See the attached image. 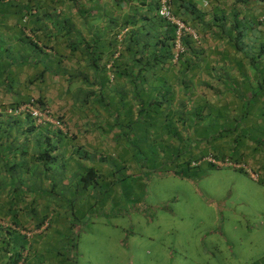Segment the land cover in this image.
Instances as JSON below:
<instances>
[{
  "label": "crops",
  "instance_id": "obj_1",
  "mask_svg": "<svg viewBox=\"0 0 264 264\" xmlns=\"http://www.w3.org/2000/svg\"><path fill=\"white\" fill-rule=\"evenodd\" d=\"M45 1L21 10L0 6V206L15 201L17 212L26 208L19 214L20 225H11L24 238L52 225L46 207L60 208L59 200L73 216L75 202L85 198L60 191L66 190L63 185L71 190L76 177L93 168L85 149L93 135L101 136L96 144L109 146L98 130L106 118L101 104L117 103L112 106L135 113L177 112V126L198 132L218 126L221 112L233 118L248 110L252 98L262 99L264 0H171V11L190 29L176 60L157 40L167 31L166 22L155 16L157 0ZM110 95L117 99L107 101ZM26 102L47 109L52 119L60 116L61 127L11 111ZM196 108L200 122L187 114ZM215 110L218 115H211ZM239 116L237 122L246 126V117ZM163 120L164 126L172 123ZM48 143L54 147L46 154ZM56 184H63L60 191ZM47 191L57 193L53 200ZM43 215L40 231L33 218ZM24 246L26 254L33 251L32 258L43 250L39 243Z\"/></svg>",
  "mask_w": 264,
  "mask_h": 264
},
{
  "label": "rangeland",
  "instance_id": "obj_2",
  "mask_svg": "<svg viewBox=\"0 0 264 264\" xmlns=\"http://www.w3.org/2000/svg\"><path fill=\"white\" fill-rule=\"evenodd\" d=\"M44 94L52 101L49 92ZM261 98L260 103L252 98L248 112L237 111L233 118L221 112L218 126L198 132L177 126V112L115 107L112 115L118 104H101L106 118L98 130L109 146L96 144L99 133L85 146L95 178L86 193L78 175L71 190L55 185L69 197L82 193L85 198L75 202L73 216L57 200L60 208L44 209L52 225L30 238L14 232L13 240L39 243L43 250L35 258L29 253L38 264H264ZM113 99L117 96L106 98ZM192 110L187 114L198 121L197 108ZM239 115L246 117V126L237 122ZM164 117L172 122L166 127ZM46 193L51 200L57 194ZM25 210L14 209L5 218L17 222Z\"/></svg>",
  "mask_w": 264,
  "mask_h": 264
},
{
  "label": "trees",
  "instance_id": "obj_3",
  "mask_svg": "<svg viewBox=\"0 0 264 264\" xmlns=\"http://www.w3.org/2000/svg\"><path fill=\"white\" fill-rule=\"evenodd\" d=\"M5 2H6V0H0V4H2V6H4V7H7V8L18 7L21 10L23 8L29 9V8H33V7H38L40 2L45 3L46 1L45 0H8V2H7L8 4H6ZM52 2H56V1L51 0V3ZM10 3L12 4L11 6H10ZM47 4H46V6H47ZM158 4H159V0H157L155 8H154L155 16L160 19V22H164V21L166 22L165 24L167 25V31H166V35L163 36V38L159 37V38H157V40L161 43H163V42L166 43L165 48H166V50L169 49V52L166 53L167 57L172 58L173 60L179 59L180 56L182 55V49H181V52L177 53V55L174 59V54H175V51L173 48L174 47V39H175L174 24L171 23L170 21L158 16V14H157ZM174 13L172 12V14L176 18L180 19L184 24H186L185 21L180 16H178L177 14H174ZM263 13H264V9H263L261 15ZM65 23H67V20L65 21ZM145 34L148 35L149 33H145ZM188 36H189V34H187L185 32H184V34H182L180 36L181 46H183V43H187V41H188L187 37ZM171 47L173 48V50H170ZM253 62H254V58L252 60V63ZM254 66H255V64H254ZM260 79L261 80H259V90H260L259 93L262 92L261 94L264 96V86L262 87V84H264V76H262V78H260ZM35 105L40 106L39 103H36ZM56 118L55 119L58 120L59 122L61 121L60 116H57ZM48 144H49L50 148L46 149V154H48L50 152V149L52 147H54L53 144H50V143H48ZM95 175H96V173L94 172L93 168L92 169L91 168L86 169L85 172L79 178V181L81 182L82 188L87 189V185L90 183L91 180H93L95 178ZM14 204L17 206V203H15V201L14 202L10 201L9 205H7V206H2V207L0 206V211H2V214H3L2 215L0 212V258L3 261V264H38V262H36L35 260L30 259L31 258L30 254H26L24 244L19 240H13V238L11 236V234L13 232H17V233L21 234L19 232V228H17L18 230L11 229V225L12 226H19L20 225L18 223L19 221H17V222L9 221L5 218L6 217L5 214L13 215V214H10V212L12 210L16 209L14 207ZM44 216L45 215H43L41 218L40 217L39 218H33L35 221V224H34L35 229H40V227H41L40 225L42 223ZM40 231H41V229H40ZM72 246L74 247L75 243H72ZM28 259L30 260V262L28 261Z\"/></svg>",
  "mask_w": 264,
  "mask_h": 264
},
{
  "label": "built area",
  "instance_id": "obj_4",
  "mask_svg": "<svg viewBox=\"0 0 264 264\" xmlns=\"http://www.w3.org/2000/svg\"><path fill=\"white\" fill-rule=\"evenodd\" d=\"M170 2L171 0H159L158 8H157V14L158 16L170 21L171 23L174 24V59L181 51V44H180V36L184 32L190 31L186 27V25L178 18H176L170 9ZM261 18L264 19V13L261 15ZM192 34V33H191ZM11 111L13 113H27L29 116L33 118V120L37 123L40 122H51L54 126L56 127H61V124L58 120L52 119L48 113L47 109H40V108H35L31 102H26L21 105H18L17 107L11 108Z\"/></svg>",
  "mask_w": 264,
  "mask_h": 264
}]
</instances>
